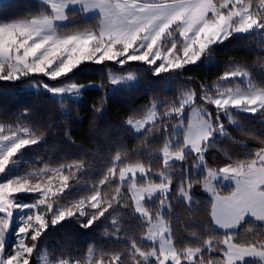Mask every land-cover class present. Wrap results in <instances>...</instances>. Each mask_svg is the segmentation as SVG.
Masks as SVG:
<instances>
[{
    "label": "snow or ice",
    "instance_id": "snow-or-ice-1",
    "mask_svg": "<svg viewBox=\"0 0 264 264\" xmlns=\"http://www.w3.org/2000/svg\"><path fill=\"white\" fill-rule=\"evenodd\" d=\"M39 4L34 13L0 21V80L42 74L57 84L40 81L34 86L53 97H79L92 86L59 84L84 62L124 66L138 61L158 76L197 63L213 45L237 34L264 38V0H39ZM77 14L84 18L91 14L97 22L69 29ZM108 79L115 85L138 78L134 72L109 71ZM241 112L264 114V82H255L247 66L235 62L211 85L185 87L172 100L154 98L142 113L126 120L143 147L151 149L149 160L130 159L126 150L118 149L102 175L86 181L83 193L70 201L64 199L66 190L80 183L86 161L54 166L45 162L41 168L19 172L28 163L22 150L39 143L44 134L23 119L28 109L16 121L0 120V264H264V139L253 152L230 158L222 167L213 168L206 161L218 137L232 139L225 120L241 127L236 118ZM173 119L175 123H170ZM156 136L162 144L153 148ZM189 158L193 163L182 168L174 183V166ZM152 160L160 164L154 168ZM222 181L232 184L227 194L218 190ZM195 185L212 194L209 219L224 234L203 238L192 233L194 243L178 245L171 200L179 198L190 207ZM22 193L36 198L23 203L18 195ZM120 208L131 209L146 225L139 237H126L123 249L89 246L85 257L75 258L39 247L50 225L69 218H83L81 226L89 228L110 217L111 235L120 239L126 231L120 224ZM16 212L21 215L14 224ZM253 222H258L257 228L249 226ZM10 231L17 239L8 251Z\"/></svg>",
    "mask_w": 264,
    "mask_h": 264
},
{
    "label": "trees",
    "instance_id": "trees-1",
    "mask_svg": "<svg viewBox=\"0 0 264 264\" xmlns=\"http://www.w3.org/2000/svg\"><path fill=\"white\" fill-rule=\"evenodd\" d=\"M3 5L5 6L0 7V21L21 18L38 11L40 7L34 0H8ZM91 24L93 19H78L67 26L69 29H82ZM262 42L264 38L255 34H237L223 43L213 45L210 53L197 63L158 76L136 61L124 66H117L112 62L83 63L68 74L67 78L59 79V84L66 81L99 84L98 87L84 89L77 101L53 97L42 89L26 88L39 79L45 83L57 84L41 75L17 81L0 80V120L16 121L22 117L24 110L28 109L29 115L23 119L38 129V132H43V140L22 150L23 159L28 162L22 165L27 170L41 168L45 162L54 166L59 162L81 159L86 161L84 171L79 174L80 183L74 184L65 194L66 198L75 199L85 190L86 181L91 182L102 175L118 149L126 150L130 159L139 157L146 162L149 160L148 153L151 149L143 147L141 139L127 126L126 120L133 114L142 113L154 98L161 101L172 100L185 87L198 88L200 83L211 85L233 62L247 66L255 82H264ZM107 67H111L113 72L132 70L136 73L137 82L129 87L110 88ZM94 108H101V111L96 112ZM236 118L241 127L228 125L225 120L232 139L218 137L215 146L206 154L209 166L222 167L230 162V158H243L259 147L260 139H264V114L241 112ZM170 123H175V119ZM152 141L153 148L162 144V138L159 136L153 137ZM152 163L155 168L160 164V160H152ZM192 163L191 158L186 162L176 163L174 183L179 181L182 168L186 170ZM191 191L193 202L190 207L179 198L171 200L170 219L178 245L194 243L192 233L203 238H207L208 234H224L209 219L212 200L210 195L201 185H195ZM219 191L221 194L226 193L221 189ZM18 195L22 201L30 200L29 194ZM118 212L120 224L126 230L120 233V239L111 235L110 217L101 218L89 228L81 226L82 218H69L55 226L50 225L40 239L39 247L46 249L50 254L59 255L63 252L75 258L85 257L89 246L106 251L123 249L126 237H139L146 225L132 214L131 209L120 208ZM249 226L257 228L258 222Z\"/></svg>",
    "mask_w": 264,
    "mask_h": 264
},
{
    "label": "rangeland",
    "instance_id": "rangeland-1",
    "mask_svg": "<svg viewBox=\"0 0 264 264\" xmlns=\"http://www.w3.org/2000/svg\"><path fill=\"white\" fill-rule=\"evenodd\" d=\"M6 1H8V0H0V3H4V2H6ZM10 1V0H9ZM34 1H36V2H38L39 3V0H34ZM78 19H93V24H95L97 21H96V19L95 18H93L92 16H91V14H88V16H87V18H84L81 14H77L76 16H75V18H74V22L75 21H78ZM8 21H10V20H8ZM70 23H72V22H70ZM69 24V23H68ZM93 24H91V25H93ZM90 25V26H91ZM83 29V28H82ZM136 62H138V61H136ZM84 63H95V62H91V61H89V62H84ZM113 64H115V65H117V66H121V65H118V64H116L115 62H112ZM139 63H141L142 65L144 64L145 66H146V69L148 68L149 70H150V73H152L153 74V72L151 71V68H150V66H148L147 64H145V63H143V62H139ZM83 64V63H82ZM97 64V63H96ZM189 65H191V64H189ZM186 66H188V65H186ZM109 71H111L112 73H114V74H116V75H124V74H126V73H128V72H134V71H130V70H126V71H119V72H113L112 70H111V67H107L106 68V74H107V78H108V73H109ZM135 73V72H134ZM136 74V73H135ZM37 76H43L42 74H36ZM45 77V76H44ZM47 78V77H46ZM40 81H43V80H41V79H39V80H37V81H34V82H32L30 85H28L26 88L27 89H33V90H39V89H42V90H44L43 88H37V87H35L34 85L35 84H37V83H39ZM108 81H109V79H108ZM44 82V81H43ZM68 81H66L65 83H67ZM137 82V80L136 81H132V82H128V84H112V83H110L109 82V84L111 85V87L110 88H116V87H129V86H133L135 83ZM45 83V82H44ZM89 84H92V83H89ZM85 85H88V84H85ZM99 86V84H92V86H90V87H98ZM84 90V89H83ZM83 90H82V92H83ZM45 91V90H44ZM82 92H81V95L79 96V97H68V96H65V97H63V98H69L70 100H74V101H77L78 99H80L81 98V96H82ZM50 95H52L51 93H49ZM56 98H60L61 99V97H56ZM185 116L187 117V112L185 113ZM128 126V125H127ZM129 128H130V126H128ZM131 129V128H130ZM132 130V129H131ZM133 131V130H132ZM27 169L25 168V166H23V165H21L20 166V169H19V172H23V171H26ZM30 170V169H29ZM194 170V172H196L197 170H195V169H193ZM217 187H218V190H224V191H226V193L225 194H227L230 190H231V187H232V184H231V182H229V181H222V182H220L218 185H217ZM204 189V188H203ZM69 190H66V193L68 192ZM204 191L206 192V193H208L209 195H210V197H211V199H212V194L210 193V192H207L205 189H204ZM22 194H29L30 195V200L29 201H22L23 203H31V202H33V200L36 198V195L35 194H30V193H22ZM65 200H73V199H70V198H64ZM76 199V198H75ZM63 202V201H62ZM21 215V213L20 212H16L15 214H14V218H13V222H14V224H16L17 222H18V218H19V216ZM83 219V218H82ZM83 222H84V219H83ZM82 222V223H83ZM215 226V225H214ZM216 227V226H215ZM217 228V227H216ZM219 229V228H218ZM219 230H221V231H223L224 232V230L223 229H219ZM16 236L10 231V235H9V238H8V243H7V245H6V248L8 249V251H11V248H12V246H14V244L16 243ZM6 240H7V237H6Z\"/></svg>",
    "mask_w": 264,
    "mask_h": 264
},
{
    "label": "water",
    "instance_id": "water-1",
    "mask_svg": "<svg viewBox=\"0 0 264 264\" xmlns=\"http://www.w3.org/2000/svg\"><path fill=\"white\" fill-rule=\"evenodd\" d=\"M9 235H10V232H9V234H8V236H7L6 245H7V243H8Z\"/></svg>",
    "mask_w": 264,
    "mask_h": 264
}]
</instances>
